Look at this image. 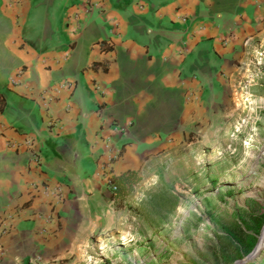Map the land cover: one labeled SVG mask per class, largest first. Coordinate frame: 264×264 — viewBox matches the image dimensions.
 <instances>
[{
    "label": "crops",
    "instance_id": "obj_1",
    "mask_svg": "<svg viewBox=\"0 0 264 264\" xmlns=\"http://www.w3.org/2000/svg\"><path fill=\"white\" fill-rule=\"evenodd\" d=\"M246 100L259 133L264 0H0V264H94L142 185L219 195Z\"/></svg>",
    "mask_w": 264,
    "mask_h": 264
},
{
    "label": "rangeland",
    "instance_id": "obj_2",
    "mask_svg": "<svg viewBox=\"0 0 264 264\" xmlns=\"http://www.w3.org/2000/svg\"><path fill=\"white\" fill-rule=\"evenodd\" d=\"M249 101L250 118L257 119L252 133L246 128L233 133L231 127L226 137L230 149L233 141L244 147L250 145L247 161L252 162V172L244 177L248 166L244 167V162L235 164L232 156H222L225 149L220 144L217 157L220 163L216 168L221 184L219 195L202 196V191L193 189L195 182L186 178L176 187L167 185L169 195L177 197V202L167 214L164 226H152L143 214L133 219L125 217L129 224L123 228L121 236L110 243L112 248L108 247L103 252L100 246L99 249L97 245L93 246L89 262L100 264L106 252L109 256L111 249H116L121 258L112 257L107 264H232L242 258L239 254L243 248L231 240L228 232H234L244 240H253L252 248L256 250L264 227L263 219L258 231L253 230L255 218L264 213V129L257 132L260 104ZM243 115L241 112L234 124ZM145 187L142 185L137 193L125 194L128 200L126 210L137 211L141 207H137L136 202L138 198H144L141 192ZM227 188L229 190L224 192ZM249 262L264 264V245L254 258L245 263Z\"/></svg>",
    "mask_w": 264,
    "mask_h": 264
},
{
    "label": "trees",
    "instance_id": "obj_3",
    "mask_svg": "<svg viewBox=\"0 0 264 264\" xmlns=\"http://www.w3.org/2000/svg\"><path fill=\"white\" fill-rule=\"evenodd\" d=\"M124 189L119 190L120 192H124ZM118 192V190H117ZM177 197L171 196L168 193V190L165 189H159V190H153L148 191L145 194V198L143 200V204L141 207H139L137 212L140 214H143L145 218L149 221V223L152 226H159L165 222V218L167 217V214L174 208L177 199ZM264 219V213L259 214L253 223V230L255 232L258 231L259 227L261 226V223ZM228 235L230 236L231 240L237 244V246L243 248L240 252V257H243L245 254H247L252 246H253V240H244L242 237H239V235L234 234V232H228ZM239 257V258H240ZM245 264H253V263H245Z\"/></svg>",
    "mask_w": 264,
    "mask_h": 264
},
{
    "label": "built area",
    "instance_id": "obj_4",
    "mask_svg": "<svg viewBox=\"0 0 264 264\" xmlns=\"http://www.w3.org/2000/svg\"><path fill=\"white\" fill-rule=\"evenodd\" d=\"M95 7V3H86L83 7L85 13H89L91 11V9ZM245 106L243 107V110H244V115L243 117L239 120V122H237L236 124H234L232 126V132L233 133H237L243 129H247L248 131L247 132H251L253 131V124L255 123V119H253L254 117L250 118L251 117V111H248L249 109V106L251 105V102L249 100H246L245 101ZM248 124V125H247ZM30 158H31V161L34 162V163H37L38 162V156H37V152H34V153H31L30 155ZM106 183L109 185L110 187V190L111 191H115L116 187L115 185L109 180L108 176L106 177ZM93 246H96L94 242H92L90 245H89V249L92 250V247ZM97 249H99V247H97ZM33 262L35 264H42L41 263V259L36 256L34 259H33Z\"/></svg>",
    "mask_w": 264,
    "mask_h": 264
},
{
    "label": "water",
    "instance_id": "obj_5",
    "mask_svg": "<svg viewBox=\"0 0 264 264\" xmlns=\"http://www.w3.org/2000/svg\"><path fill=\"white\" fill-rule=\"evenodd\" d=\"M261 249H262V247L254 251V247H253L249 251L248 254H246L244 257L234 261L232 264H243V263L249 261L250 259L254 258L261 251Z\"/></svg>",
    "mask_w": 264,
    "mask_h": 264
},
{
    "label": "bare ground",
    "instance_id": "obj_6",
    "mask_svg": "<svg viewBox=\"0 0 264 264\" xmlns=\"http://www.w3.org/2000/svg\"><path fill=\"white\" fill-rule=\"evenodd\" d=\"M262 245H264V227H263V230H262V233L260 235V238H259V241H258V245H257V249L261 248ZM254 251H255V248H254Z\"/></svg>",
    "mask_w": 264,
    "mask_h": 264
}]
</instances>
